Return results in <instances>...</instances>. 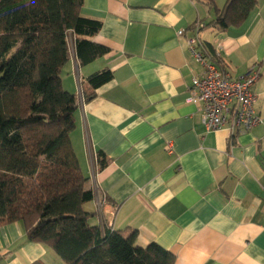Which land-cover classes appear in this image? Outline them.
<instances>
[{
  "label": "crops",
  "instance_id": "1",
  "mask_svg": "<svg viewBox=\"0 0 264 264\" xmlns=\"http://www.w3.org/2000/svg\"><path fill=\"white\" fill-rule=\"evenodd\" d=\"M258 1L244 25L222 31L208 25L215 13L202 0H84L82 15L102 21L92 39L109 52L82 64L71 34L62 80L78 100L72 142L95 195L84 205L96 213L92 225L136 229L139 244L170 250L175 264H264V0ZM196 34L203 54L233 77L258 65L252 90L262 122L251 130H206L204 103L191 92L193 78L204 73L189 47ZM103 69L113 78L86 101V78ZM0 264L65 262L16 221L0 226Z\"/></svg>",
  "mask_w": 264,
  "mask_h": 264
},
{
  "label": "trees",
  "instance_id": "2",
  "mask_svg": "<svg viewBox=\"0 0 264 264\" xmlns=\"http://www.w3.org/2000/svg\"><path fill=\"white\" fill-rule=\"evenodd\" d=\"M208 24L225 31L244 25L258 0H202ZM84 0H0V226L23 221L31 241L49 245L65 264H175L157 243H138L136 229L92 225L84 205L94 199L72 142L76 94L62 71L70 35L82 64L107 54L93 41L102 21L85 17ZM196 25V24H195ZM195 27V26H194ZM110 69L86 78V101L109 82ZM108 160L100 154V168Z\"/></svg>",
  "mask_w": 264,
  "mask_h": 264
},
{
  "label": "built area",
  "instance_id": "3",
  "mask_svg": "<svg viewBox=\"0 0 264 264\" xmlns=\"http://www.w3.org/2000/svg\"><path fill=\"white\" fill-rule=\"evenodd\" d=\"M202 27L198 22L194 29L199 32ZM183 33L181 30L178 35ZM188 42L192 54L204 66V73L193 78L191 92L193 99L204 103L206 130L216 131L230 124L234 131H249L260 124L262 117L256 110V95L252 90L260 77L258 65L252 66L245 76L236 78L203 54L198 34ZM172 147L168 143L166 149L171 152Z\"/></svg>",
  "mask_w": 264,
  "mask_h": 264
}]
</instances>
